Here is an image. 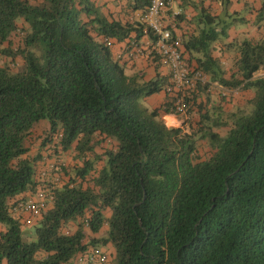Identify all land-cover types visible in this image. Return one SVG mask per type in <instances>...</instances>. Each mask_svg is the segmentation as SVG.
Wrapping results in <instances>:
<instances>
[{"label": "trees", "instance_id": "1", "mask_svg": "<svg viewBox=\"0 0 264 264\" xmlns=\"http://www.w3.org/2000/svg\"><path fill=\"white\" fill-rule=\"evenodd\" d=\"M177 2L163 19L207 78L185 114L159 56L128 76L107 43L146 36L130 18L149 0L109 15L99 0H0V264L107 263L96 248L114 264H264V0ZM40 190L52 200L25 224L13 208Z\"/></svg>", "mask_w": 264, "mask_h": 264}, {"label": "built area", "instance_id": "2", "mask_svg": "<svg viewBox=\"0 0 264 264\" xmlns=\"http://www.w3.org/2000/svg\"><path fill=\"white\" fill-rule=\"evenodd\" d=\"M176 0H149L147 10L138 14V21L145 27L146 37L144 39V47H146L149 55L159 56L161 63L169 71L170 83L166 86L169 93L180 92L175 104L180 113H186V91L194 90L198 83H207L201 73L191 69L185 62L182 53L178 50L179 39H174L172 30L166 24L164 18L165 5H173ZM181 12L180 9L174 10L172 18ZM143 37V38H144ZM108 46L112 48L113 41H107ZM132 44V48L126 54L127 59L131 60L142 50ZM121 58V57H120ZM119 59V58H118ZM58 166H62L63 162L58 161ZM57 166V165H56ZM54 164L49 169L54 168ZM44 175V174H43ZM52 200L51 195L45 190H40L31 198H27L14 206L15 214H22L25 224H30L35 217L41 216L46 210L47 204ZM91 260H99L106 262L109 257L103 253L101 249H92L89 253ZM81 260H83L81 258Z\"/></svg>", "mask_w": 264, "mask_h": 264}, {"label": "crops", "instance_id": "3", "mask_svg": "<svg viewBox=\"0 0 264 264\" xmlns=\"http://www.w3.org/2000/svg\"><path fill=\"white\" fill-rule=\"evenodd\" d=\"M117 0H99V5L102 6V12H104L105 14L109 15L110 13H119L122 11V7L121 6H124L126 4V0H119V2H121V4L119 3V7H117L115 5ZM195 2L198 1V0H194ZM118 4V3H117ZM178 2L177 3H174L173 4V8L174 10H177V9H180L178 6H177ZM257 5V3L255 4V6ZM178 7V8H177ZM140 12H134L132 17L130 18L132 22H139L138 21V14ZM187 15L192 17L194 15V13L192 12V10H188L186 11ZM193 13V14H192ZM124 14V13H123ZM120 15V16H123ZM233 31H231V34H232ZM240 33L241 35V38H243V34L247 32V29L245 27H240V28H237L235 29L234 31V36L231 35V39L235 38V37H238V34ZM137 37L136 34H134L132 36V38L124 43H121V44H117L115 42H113V45H112V48H111V51H112V54L114 56V59L116 61H119L120 63L122 64H125L126 65V68L127 70L132 74L133 72L135 71H139V70H144L150 77L154 74V63H153V59H154V56L153 55H149L146 47H144V38H142L141 40H139V42H137V46L140 47L142 50L140 51L139 54H137L136 56L133 57V59L129 60L127 59L126 57V54H128V51L132 48V44H134V41H135V38ZM229 41V39H228ZM220 45V43H215L213 46L214 48L218 49L217 47ZM214 54L216 56H220L219 54H217V52H214ZM121 57V58H120ZM119 58V59H118ZM223 63H225L224 65L226 67H229V64L228 62H226V58L223 57L222 60H221ZM152 72V73H151ZM160 73L161 75L163 76H166L169 74V71L166 67H161L160 68ZM156 97H159L161 99V102L163 101V98L164 96L161 94V95H158ZM170 116H175V115H170ZM27 198H29V195H27ZM33 197V196H31ZM26 198V199H27ZM104 249H109V252L111 251V248L108 247V246H102Z\"/></svg>", "mask_w": 264, "mask_h": 264}, {"label": "rangeland", "instance_id": "4", "mask_svg": "<svg viewBox=\"0 0 264 264\" xmlns=\"http://www.w3.org/2000/svg\"><path fill=\"white\" fill-rule=\"evenodd\" d=\"M247 14V10L244 12V14L242 15V17H244ZM231 35H235L234 31L232 32ZM17 42L16 39H14V43ZM152 73V72H151ZM126 74L129 76L130 72L126 71ZM147 76H149L147 74ZM150 77V76H149ZM254 77H264V68H262L260 71H258ZM251 93L249 92H244V93H240L239 95H237L236 99L234 102L228 104V108H235V104L238 102V100L243 99L245 100V98L249 97ZM141 103L144 106L150 107V108H155L158 107L161 104V99L159 97H156V95H153L151 97H147V98H143L141 99ZM241 104V103H239ZM187 117L186 116H182V117H176V116H170V115H165L163 116V120L166 123V125L172 126V127H182L185 131H189L190 127L188 125V122L186 121ZM41 128H36L34 133L35 135H39L41 133ZM33 152H34V148H32ZM65 160V164L66 162H70V157L66 156ZM54 170H50L48 173L52 175L51 179H57L58 175L57 174H53L51 173ZM32 229V228H31ZM33 230V229H32ZM30 230L29 228H26L25 230V236L27 237V240H33L34 239V235H33V231ZM107 263L105 264H114L113 261L111 260V255H109V259L106 261Z\"/></svg>", "mask_w": 264, "mask_h": 264}, {"label": "water", "instance_id": "5", "mask_svg": "<svg viewBox=\"0 0 264 264\" xmlns=\"http://www.w3.org/2000/svg\"><path fill=\"white\" fill-rule=\"evenodd\" d=\"M167 126H168L169 129H172L173 128L172 126H169V125H167Z\"/></svg>", "mask_w": 264, "mask_h": 264}]
</instances>
